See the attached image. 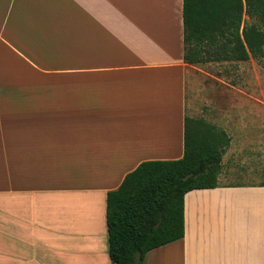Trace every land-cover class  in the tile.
I'll use <instances>...</instances> for the list:
<instances>
[{
  "label": "crops",
  "instance_id": "0c3cea01",
  "mask_svg": "<svg viewBox=\"0 0 264 264\" xmlns=\"http://www.w3.org/2000/svg\"><path fill=\"white\" fill-rule=\"evenodd\" d=\"M182 4L0 0V264H111L107 193L183 155ZM259 184L186 193L143 264H264Z\"/></svg>",
  "mask_w": 264,
  "mask_h": 264
},
{
  "label": "trees",
  "instance_id": "16d2710c",
  "mask_svg": "<svg viewBox=\"0 0 264 264\" xmlns=\"http://www.w3.org/2000/svg\"><path fill=\"white\" fill-rule=\"evenodd\" d=\"M182 23L185 64L259 61L264 55V0H183ZM229 145L226 131L185 115L182 157L142 162L107 193L111 264H143L148 252L183 238L184 196L220 186Z\"/></svg>",
  "mask_w": 264,
  "mask_h": 264
},
{
  "label": "rangeland",
  "instance_id": "374dc122",
  "mask_svg": "<svg viewBox=\"0 0 264 264\" xmlns=\"http://www.w3.org/2000/svg\"><path fill=\"white\" fill-rule=\"evenodd\" d=\"M243 20L249 22L246 15ZM186 98L189 117H202L230 137L220 184L264 182V55L259 61L196 65L187 75Z\"/></svg>",
  "mask_w": 264,
  "mask_h": 264
},
{
  "label": "bare ground",
  "instance_id": "6f19581e",
  "mask_svg": "<svg viewBox=\"0 0 264 264\" xmlns=\"http://www.w3.org/2000/svg\"><path fill=\"white\" fill-rule=\"evenodd\" d=\"M177 2V1H176ZM175 3V2H174ZM149 6V5H148ZM173 6H174V4H173ZM163 10V9H162ZM167 13V12H166ZM163 14V13H162ZM174 15V14H173Z\"/></svg>",
  "mask_w": 264,
  "mask_h": 264
}]
</instances>
